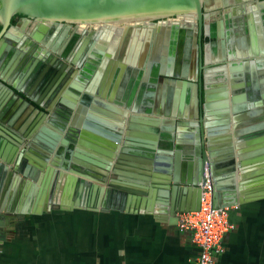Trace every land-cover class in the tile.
<instances>
[{
  "label": "crops",
  "instance_id": "0c3cea01",
  "mask_svg": "<svg viewBox=\"0 0 264 264\" xmlns=\"http://www.w3.org/2000/svg\"><path fill=\"white\" fill-rule=\"evenodd\" d=\"M222 12L223 26H216L203 68L196 67L195 84L147 73L155 62L169 66L168 59H155L164 56L163 42L158 40L164 38L161 31L154 30L149 47L144 46L142 35L123 26L83 27L78 31L79 42L73 44L68 41L71 31L65 36L55 33L52 47L46 46L44 34L43 41L34 42L73 69L63 99L73 107L76 126L80 130L89 127L86 131L90 135L101 120L107 121L110 115L119 118L125 131L136 139L142 136L156 149V157L147 160L169 162L179 171L184 158L197 145L200 131L213 130L211 136L217 145L231 138L236 161L240 154L247 164L237 171L238 189L260 195H251L246 202L232 206L230 221L235 229L225 235L224 251L216 264H264V195L247 184L257 177L243 179L257 165L264 166V0H241L232 10ZM34 31V27L18 26L11 33L20 42L14 46L0 43V75L4 80V85L0 83V117L4 120L0 121V146L11 145L6 152L3 148L4 157L11 161L0 159L1 179L8 177L21 159L24 163L27 160V143L13 154L16 143L12 136H21L19 131L29 129L39 115L37 108L42 110V106L36 102L53 105L33 80L21 74L34 64L33 52L22 41ZM86 52L88 57L83 58ZM79 53V59H74ZM144 53L150 60L142 58ZM59 54L69 55L71 60ZM101 54L103 60L96 58ZM47 60L39 66L46 65ZM177 65L189 67L183 58L175 60L173 66ZM43 126L47 139L54 141L59 134L56 151L65 156L71 141L47 118ZM83 141L93 145L92 141ZM167 143L171 149L165 148ZM165 150L171 153L158 155ZM76 160L86 163L80 157ZM4 166L6 172H2ZM15 184L10 197L21 192L25 196L26 185ZM41 186L40 181L28 187L30 198L40 194ZM30 198H21L28 200L22 222L14 230L0 228V264H195L197 259L190 235L178 229V215L162 220L124 202L95 211L78 208L72 198L67 208L47 211Z\"/></svg>",
  "mask_w": 264,
  "mask_h": 264
},
{
  "label": "water",
  "instance_id": "95a60500",
  "mask_svg": "<svg viewBox=\"0 0 264 264\" xmlns=\"http://www.w3.org/2000/svg\"><path fill=\"white\" fill-rule=\"evenodd\" d=\"M239 3L241 0H0V43L8 42L14 46L19 42V38L11 33L17 31V26L12 23L15 16L25 17L26 24L31 19L35 20L37 27L31 35L33 41H25L33 51L34 64L21 74L33 80L44 93V98L47 97V101L53 104L45 106L46 102H36L43 108H37L39 115L31 121L29 129L19 131L21 136L12 137L16 143L12 149L13 154L19 150L20 145L26 143L28 153L25 163L21 159L8 177L2 174L4 178H0V228L14 230L15 225L22 222L27 213L28 200L24 202L21 198L29 199L28 187L40 181V194L31 196L30 200L45 206L47 211L67 208L71 198L76 201L78 208L95 211L124 202L137 210L157 215L162 220H171L179 213L199 211L207 179L212 184L213 203L217 208L232 207L235 203L246 202L251 195L259 196L258 193L251 194V190L238 189L237 171L247 164L242 161L243 156L240 154L236 161L231 138L217 145L211 136L213 130L200 131L197 145L190 151L188 158H184L186 160L182 162L180 171L176 168L173 170L169 162L147 160L154 155L156 157V149L147 145L142 136L136 139L125 131L119 118L115 120L110 115L107 121L101 120L98 129H92V135L86 131L89 127L80 130L75 123L72 105L65 103L62 95L67 90V81L73 69L57 55L40 48L34 42L43 41L44 34L46 46L52 47L55 33L61 32L65 36L71 31L68 41L73 44L79 42L81 34L78 31L82 32L83 27L123 26L137 36L142 35L144 46L149 47L151 34L154 30L161 31L164 38L158 40L163 42L164 56L155 59H168L169 66L155 62L154 68L147 73L170 75L174 79H184L195 84L196 67L200 65L203 68L198 54H203L202 39L205 30H208L204 23L207 18L205 12L217 8L232 10ZM215 26L222 27L223 20ZM52 50L57 53L55 49ZM79 55L74 59H79ZM95 56L104 59L102 54ZM86 57L88 52L83 55V58ZM61 58L71 60V56L65 54ZM142 58L150 60L147 53ZM181 58L187 60L189 67L173 66L175 60ZM45 59L61 66V70L38 67ZM73 62L76 63L75 60ZM0 83L4 85L1 75ZM52 107H55L54 112H51ZM49 112L51 116H48ZM46 118L51 126L65 133L66 139L71 141L65 156L61 151H56L55 142L60 139L59 134L54 136V141L44 135ZM0 121H4L2 117ZM83 140L92 141L93 145H87ZM10 146H0V159L7 160L4 155ZM165 146L167 150L171 149L168 143ZM167 150L160 151L158 155L170 154ZM77 157L85 159L86 163H79ZM10 161L7 160L8 163ZM2 170L6 172L7 168L4 166ZM249 176L257 177L247 183L251 185L250 188L259 189L258 192L264 195V166L257 165L243 179ZM16 182L26 185L25 196L21 192L18 198L15 194L10 197ZM14 198L17 201H13Z\"/></svg>",
  "mask_w": 264,
  "mask_h": 264
},
{
  "label": "built area",
  "instance_id": "2783aa9c",
  "mask_svg": "<svg viewBox=\"0 0 264 264\" xmlns=\"http://www.w3.org/2000/svg\"><path fill=\"white\" fill-rule=\"evenodd\" d=\"M233 208L214 206L213 187L207 179L203 187L200 210L178 214V229L190 235L191 243L198 252L195 264H216L217 257L224 251L225 235L235 229L230 221Z\"/></svg>",
  "mask_w": 264,
  "mask_h": 264
},
{
  "label": "flooded vegetation",
  "instance_id": "af4514ba",
  "mask_svg": "<svg viewBox=\"0 0 264 264\" xmlns=\"http://www.w3.org/2000/svg\"><path fill=\"white\" fill-rule=\"evenodd\" d=\"M228 8H217V9H214V10H211V11H207L205 12V14L207 15V18L205 19L204 23H205V26L208 30H205V36H203V39H202V45H203V54H198L199 58L201 57V61L203 62V66H204V56H205V53L207 51V48L209 46V44L211 42L214 41V38L216 37L215 36V31H216V26L218 24V22L220 21V19L222 18V11L226 10ZM34 19H31L30 22L28 23V25L26 24V18L25 17H22V16H15L13 19H12V23L14 25H16L17 27H26L28 26V28H36L37 25L34 24ZM26 40L28 41H32L33 38L31 36H25L24 39L22 40L24 42V44L26 45V47L29 48V50H31L30 46L25 42ZM20 42V41H19ZM32 51V50H31ZM33 52V51H32ZM51 64V65H50ZM49 67L50 69H55V70H61V66H58L57 64H55L54 62H51V61H48L47 60V63L46 65H41V67ZM40 67V66H39ZM43 109V108H42ZM14 137V136H12Z\"/></svg>",
  "mask_w": 264,
  "mask_h": 264
},
{
  "label": "trees",
  "instance_id": "16d2710c",
  "mask_svg": "<svg viewBox=\"0 0 264 264\" xmlns=\"http://www.w3.org/2000/svg\"><path fill=\"white\" fill-rule=\"evenodd\" d=\"M1 28H2V25H1V23H0V30H1Z\"/></svg>",
  "mask_w": 264,
  "mask_h": 264
}]
</instances>
